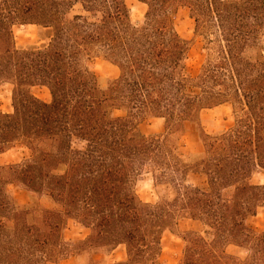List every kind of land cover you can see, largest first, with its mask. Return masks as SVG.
I'll list each match as a JSON object with an SVG mask.
<instances>
[{"label": "trees", "instance_id": "obj_1", "mask_svg": "<svg viewBox=\"0 0 264 264\" xmlns=\"http://www.w3.org/2000/svg\"><path fill=\"white\" fill-rule=\"evenodd\" d=\"M137 1L147 5L141 23L129 0H0V92L13 85V111L0 110V156L18 142L31 152L0 164V264H96L119 245L128 254L120 264H160L165 234L185 218L204 228L182 235L179 264H264V229L249 224L264 206V183L254 180L264 172V0ZM180 8L205 41L197 76L187 72ZM22 25L38 26L39 44L18 45ZM98 58L120 69L106 86L90 67ZM222 105L233 122L209 133L202 115ZM152 118L164 119L163 133L141 132ZM190 126L199 152L183 149ZM143 170L155 204L135 188ZM8 184L30 202L19 204ZM70 221L89 235L67 239Z\"/></svg>", "mask_w": 264, "mask_h": 264}, {"label": "rangeland", "instance_id": "obj_2", "mask_svg": "<svg viewBox=\"0 0 264 264\" xmlns=\"http://www.w3.org/2000/svg\"><path fill=\"white\" fill-rule=\"evenodd\" d=\"M129 6L132 11L133 21L135 23L143 22L147 11V5L137 0H129ZM174 20L179 33L186 39L191 40L192 44L189 59L187 60V72L191 76H197L206 57L205 41L201 36L195 35V22L190 17L188 9L180 8L174 15ZM37 30L36 25L17 26L15 28V35L18 45L28 46L39 44V33ZM262 40L264 44V34L262 35ZM208 47H210L212 55L215 57L216 44L211 43ZM90 67L96 72L99 77V82L103 86H106L110 80L120 75L118 66L102 58L93 60L90 63ZM34 92L39 98L45 101H50L51 99L50 92L47 88H37ZM12 93L13 85L10 83L4 84L0 92V110L4 112L13 111ZM116 114L121 115L122 112L117 111ZM232 122L231 108L223 107L221 110L206 112L203 125L207 128L208 132H213L222 127L230 126ZM140 130L146 135L163 133L165 131L164 119L152 118L144 120L140 125ZM182 145L183 149L189 152L201 147L200 134L194 126L189 127L187 134L183 138ZM30 156V150L18 142L0 156V164L7 165L19 163L28 159ZM148 171L149 170H143L136 174L135 188L143 201L155 204L159 201V192L155 186L153 175ZM254 180L264 183V172H257L254 175ZM7 191L19 204H28L30 202L28 193L16 184H8ZM41 205L43 207L50 206L51 201L47 197H43ZM249 224L254 228L264 229V206L258 209L256 216L249 219ZM203 228L201 223L195 222L192 219L185 218L180 220L176 234L168 232L163 238V251L160 264H179L184 248L182 235H184L187 230L195 229L202 231ZM65 234L67 239H81L84 237L85 233L79 224L70 221ZM231 250L241 258L247 256V252H244V250L240 248H233Z\"/></svg>", "mask_w": 264, "mask_h": 264}, {"label": "crops", "instance_id": "obj_3", "mask_svg": "<svg viewBox=\"0 0 264 264\" xmlns=\"http://www.w3.org/2000/svg\"><path fill=\"white\" fill-rule=\"evenodd\" d=\"M22 26H30V25H22ZM36 27L38 29L37 31H39L38 26H36ZM223 107H230V106L229 105H222V106L216 107L214 109H209V110L204 111V113L202 115L203 124H204V115H205L206 112L221 110ZM158 119H162V118H158ZM226 127H228V126H226ZM226 127H222L219 130H217V131H213V132H209V133H216V132H218V131L226 128ZM205 129L207 130L206 127H205ZM201 150H202V145L199 148L191 150V152H199ZM195 222H197V221H195ZM198 223H200V222H198ZM178 226H179V224H178ZM82 229H83L85 234H84V237L81 238V239H85L89 235L90 230L85 228V227H82ZM190 230H195V229H190ZM187 231H189V230H187ZM196 231H198V230H196ZM69 240H73V239H69ZM233 248H236V247H234V246L229 247V252L234 254L235 252H233L231 250ZM94 259L96 261V264H120V263H123V262L127 261V259H128L126 246L125 245H119L117 248H115L113 251H111L109 253H103V254L95 255ZM57 264H88V263L82 257L72 256V257L63 259L62 261H60Z\"/></svg>", "mask_w": 264, "mask_h": 264}]
</instances>
